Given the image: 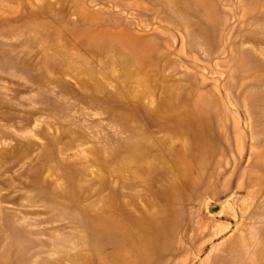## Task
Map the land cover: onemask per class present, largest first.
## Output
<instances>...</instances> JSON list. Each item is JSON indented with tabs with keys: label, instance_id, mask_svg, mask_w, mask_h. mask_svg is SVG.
Segmentation results:
<instances>
[{
	"label": "rangeland",
	"instance_id": "1",
	"mask_svg": "<svg viewBox=\"0 0 264 264\" xmlns=\"http://www.w3.org/2000/svg\"><path fill=\"white\" fill-rule=\"evenodd\" d=\"M263 154L264 0H0V264H264Z\"/></svg>",
	"mask_w": 264,
	"mask_h": 264
},
{
	"label": "bare ground",
	"instance_id": "2",
	"mask_svg": "<svg viewBox=\"0 0 264 264\" xmlns=\"http://www.w3.org/2000/svg\"><path fill=\"white\" fill-rule=\"evenodd\" d=\"M129 35H130V34H129ZM130 36H131V35H130ZM138 41H139V40H138ZM138 56H139V55H138ZM135 58H136V57H135ZM190 93H191V92H190ZM202 101H203V100H202ZM176 103H177V102H176ZM214 103H215V102H214ZM215 104H216V103H215ZM204 105H205V103H204ZM213 105H214V104H213ZM184 106H186V105H184ZM216 106H217V105H216ZM220 109H221V108H220ZM184 112H185V111H184ZM220 112H221V110H220ZM159 114H161V113H159ZM183 114H184V113H183ZM217 114H219V113H217ZM217 114H216V116H217ZM220 114H221V113H220ZM194 115L196 116L195 113H194ZM221 115H222V114H221ZM199 117L202 118L201 116H199ZM196 118H197V116H196ZM203 118H204V117H203ZM190 120H191V119H190ZM203 120H204V119H203ZM160 121H161V120H160ZM160 121H159V122H160ZM214 121H215V119H214ZM215 122H216L215 125H217V121H215ZM156 125H157V124H156ZM210 126H211V125H210ZM221 126H222V124H221ZM203 127H204V126H203ZM216 127H217V126H216ZM222 129H223V128H222ZM169 133H171V132H169ZM168 135H169V134H168ZM202 135H203V134H202ZM209 135H210V134H209ZM158 137H159V136H158ZM194 137H196V136L194 135ZM199 137H201V136L199 135ZM221 137H222V136H221ZM203 138H205V137H203ZM203 138H202V139H203ZM213 138H215V137H213ZM215 139H216V138H215ZM198 140H199V139H198ZM143 141H144V140H143ZM183 141H184V140H183ZM194 141H195V139H194ZM195 142H196V141H195ZM200 142H202V141L200 140ZM200 142H199V143H200ZM216 142H217V141H216ZM199 143H198V144H199ZM147 145H148V144H147ZM147 145H146V146H147ZM149 146H150V145H149ZM181 146H182V145H181ZM212 146H213V145H212ZM150 147H152V145H151ZM210 147H211V146H210ZM172 148H173V147H172ZM214 148H215V146H214ZM161 149H162V148H161ZM188 149H189V148H187V150H188ZM170 150H171V149H170ZM211 150H213V148H211ZM215 150H216V149H214V151H215ZM140 151H141V150H140ZM147 151H148V150H147ZM189 151H190V150H189ZM162 152H163V151H162ZM167 152H168V151H167ZM136 153H137V152H136ZM158 153H160V152H158ZM236 154H237V153H236ZM153 155H154V154H153ZM157 155H158V154H157ZM170 155H171V153H170ZM263 155H264V154H263ZM142 156H147V154L142 155ZM142 156H141V157H142ZM156 157H157V156H156ZM166 157H167V156H166ZM215 157H216V156H215ZM133 158H134V157H133ZM143 158H145V157H143ZM172 158H173V157H172ZM121 159H122V156H121ZM146 159H147V158H146ZM210 159H211V158H209V160H210ZM122 160H123V159H122ZM133 160H134V159H133ZM153 160H154V159H153ZM157 160H158V159H157ZM212 160H213V159H212ZM217 160H218V159H217ZM260 160H262V159H260ZM257 161H258V160H257ZM142 162H143V161H142ZM223 162H224V161H223ZM121 163H122V161H121ZM135 163H137V162H135ZM215 163H216V161H215ZM144 164H145V163H144ZM160 164H161V163H160ZM167 164H168V163H167ZM167 164H166V165H167ZM171 164H172V163H171ZM256 164H257V163H256ZM147 165H148V164H147ZM172 165H173V164H172ZM181 165H182V164H181ZM212 165H213V164H212ZM145 166H146V165H145ZM169 166H170V165H169ZM213 166H214V165H213ZM146 167H147V166H146ZM173 167H174V166H173ZM185 167H186V165H185ZM224 167H225V166H224ZM258 167H259V165H258ZM149 168H150V167H149ZM213 168H214V167H213ZM146 169H147V168H146ZM151 169H152V168H151ZM124 170H125V169H124ZM214 170H215V169H214ZM249 170H250V169H249ZM148 171H149V170H148ZM221 171H222V170H221ZM182 172H183V171H182ZM209 172H210V170H209ZM137 173H138V172H137ZM151 173H152V172H151ZM171 173H172V172H171ZM171 173H170V174H171ZM183 173H184L186 179H189V178L191 177V175H192V173H191V169H190V168H185ZM183 173H182V174H183ZM253 173H254V172H253ZM142 174H143V173H142ZM144 174H145V173H144ZM216 174H217V173H216ZM142 176H143V175H142ZM153 176H154V175H153ZM172 176H174V175H172ZM214 176H216V175H214ZM214 176H213V177H214ZM217 176H218V175H217ZM244 176H245V175H244ZM181 177H182V175H181ZM144 178H145V177H144ZM175 178H176V177H175ZM139 179H140V178H139ZM169 179H170V178H169ZM215 179H216V178H215ZM136 180H137V179H136ZM141 180H142V179H141ZM176 180H177V179H176ZM181 180H182V179H181ZM199 180H200V178H199ZM136 182H137V181H136ZM141 182H142V181H141ZM146 182H149V181L146 180ZM146 182H145V183H146ZM178 182H179V181H178ZM186 182H190V184H187V186H188V185H190V186L192 185L193 188L196 186V183H197V182H195V181H194V182H191L190 180H187ZM129 183H130V182H129ZM174 183H175V182H174ZM142 184H143V183H142ZM168 184H169V183H168ZM184 184H185V183H184ZM185 185H186V184H185ZM126 186H127V185H126ZM160 187H161V186H160ZM166 188H167V187H166ZM166 188H165V189H166ZM187 189H188V188H187ZM196 189H197V188H196ZM163 190H164V189H163ZM154 191H155V190H154ZM194 191H195V190H194ZM146 193H147V192H146ZM161 193H162V192H161ZM161 193H160V194H161ZM192 193H193V192H192ZM150 194H151V193H150ZM148 195H149V194H148ZM158 195H159V194H158ZM122 197H123V196H122ZM147 197H148V196H147ZM192 197H193V195H192ZM170 198H171V196H170ZM188 199H189V198H188ZM152 201H153V200H152ZM159 202H160V201H159ZM153 204H154V203H153ZM161 204H162V203H161ZM164 204H165V203H164ZM155 207H156V206H155ZM132 209H133V207H132ZM117 211H118V210H117ZM173 213H174V212H173ZM116 218H117V217H116ZM123 218H124V217H123ZM150 219H151V218H150ZM120 221H122V220H120ZM122 222H124V221H122ZM121 224H122V223H121ZM116 226H117V225H116ZM123 228H124V227H123ZM121 230H122V229H121ZM188 230H189V229H188ZM122 231H123V230H122ZM154 232H155V231H154ZM129 236H130V235H129ZM131 236H132V234H131ZM171 236H172V235H171ZM193 236H194V235H193ZM208 236H209V235H208ZM172 239H173V237H172ZM163 241H164V240H163ZM172 241H173V240H172ZM172 241H171V242H172ZM239 242H240V241H239ZM138 243H139V242H138ZM138 243H137V244H138ZM236 243H237V242H236ZM233 245H234V244H233ZM162 246H163V245H162ZM143 247H144V246H143ZM144 248H145V247H144ZM183 248H184V247H183ZM235 248H236V247H235ZM126 249H129V248H126ZM161 249H162V248H161ZM161 249H160V250H161ZM174 249H175V248H174ZM233 249H234V248H233ZM236 249H237V248H236ZM234 250H235V249H234ZM129 251L132 252L130 249H129ZM146 252H147V250H146ZM228 252H230V251L228 250ZM232 252H233V251H232ZM124 253H125V252H124ZM236 253H237V252H236ZM164 254H165V252H164ZM164 254H163V255H164ZM183 254H184V253H183ZM227 254H228V253H227ZM227 254H226V255H227ZM233 254H234V253H233ZM129 255H130V254H129ZM105 256H106V255H105ZM232 256H233V255H232ZM130 258H131V256H130ZM226 260H227V258H226ZM154 262H155V261H154ZM157 262H158V261L156 260V263H154V264H157ZM165 262H166V261H165ZM223 263H225V262H223ZM229 263H230V262H229ZM152 264H153V262H152ZM161 264H163V263H161Z\"/></svg>",
	"mask_w": 264,
	"mask_h": 264
},
{
	"label": "water",
	"instance_id": "3",
	"mask_svg": "<svg viewBox=\"0 0 264 264\" xmlns=\"http://www.w3.org/2000/svg\"><path fill=\"white\" fill-rule=\"evenodd\" d=\"M212 209H213V210H216V209H217V207H216V206H213V207H212Z\"/></svg>",
	"mask_w": 264,
	"mask_h": 264
}]
</instances>
